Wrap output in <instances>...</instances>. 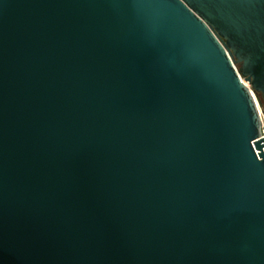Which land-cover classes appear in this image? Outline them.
<instances>
[{
    "label": "water",
    "instance_id": "1",
    "mask_svg": "<svg viewBox=\"0 0 264 264\" xmlns=\"http://www.w3.org/2000/svg\"><path fill=\"white\" fill-rule=\"evenodd\" d=\"M254 99L264 0H0V264H264Z\"/></svg>",
    "mask_w": 264,
    "mask_h": 264
},
{
    "label": "built area",
    "instance_id": "2",
    "mask_svg": "<svg viewBox=\"0 0 264 264\" xmlns=\"http://www.w3.org/2000/svg\"><path fill=\"white\" fill-rule=\"evenodd\" d=\"M254 101H255V107L257 110L258 118L260 121V126H261V135H260V138H261V137H264V111L260 108V106L258 105L255 99Z\"/></svg>",
    "mask_w": 264,
    "mask_h": 264
},
{
    "label": "trees",
    "instance_id": "3",
    "mask_svg": "<svg viewBox=\"0 0 264 264\" xmlns=\"http://www.w3.org/2000/svg\"><path fill=\"white\" fill-rule=\"evenodd\" d=\"M236 66H237V68H239L240 67V64L239 63H236Z\"/></svg>",
    "mask_w": 264,
    "mask_h": 264
}]
</instances>
